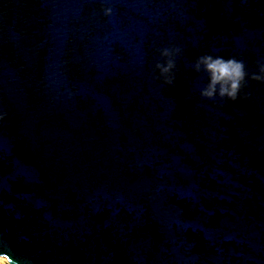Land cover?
I'll list each match as a JSON object with an SVG mask.
<instances>
[{"label":"water","instance_id":"water-1","mask_svg":"<svg viewBox=\"0 0 264 264\" xmlns=\"http://www.w3.org/2000/svg\"><path fill=\"white\" fill-rule=\"evenodd\" d=\"M205 54L258 74L264 0H0V253L264 264V82L203 98Z\"/></svg>","mask_w":264,"mask_h":264},{"label":"clouds","instance_id":"clouds-1","mask_svg":"<svg viewBox=\"0 0 264 264\" xmlns=\"http://www.w3.org/2000/svg\"><path fill=\"white\" fill-rule=\"evenodd\" d=\"M111 11V8H106L104 14L110 15ZM180 52L181 49L178 47L160 50L161 57L166 59L164 63H157L155 67L159 69L160 76L168 85L174 81L173 69L176 67L174 57ZM193 68L197 73L203 72L207 75L208 83L201 89L200 95L208 100H215L219 96L221 99L227 98L235 102L240 96L241 89L246 85V78L264 82V63L258 64V74L253 73L249 76L245 63L235 57L226 59L205 54L197 58ZM0 264H13L11 256L0 253Z\"/></svg>","mask_w":264,"mask_h":264}]
</instances>
